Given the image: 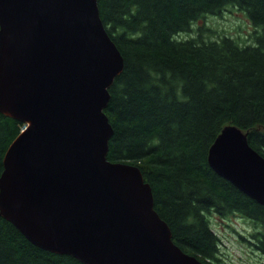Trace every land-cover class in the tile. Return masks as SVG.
<instances>
[{
  "label": "water",
  "instance_id": "95a60500",
  "mask_svg": "<svg viewBox=\"0 0 264 264\" xmlns=\"http://www.w3.org/2000/svg\"><path fill=\"white\" fill-rule=\"evenodd\" d=\"M122 69L97 0H0V112L24 124L3 157L0 214L84 264H207L173 242L140 169L107 159L104 108ZM207 162L264 206V157L247 132L225 125Z\"/></svg>",
  "mask_w": 264,
  "mask_h": 264
},
{
  "label": "trees",
  "instance_id": "16d2710c",
  "mask_svg": "<svg viewBox=\"0 0 264 264\" xmlns=\"http://www.w3.org/2000/svg\"><path fill=\"white\" fill-rule=\"evenodd\" d=\"M123 69L104 108L113 133L107 159L137 166L173 242L221 264L212 216L237 215L252 228L240 242L264 257V206L217 175L207 152L228 124L264 157V0H97ZM234 7L253 26L250 42L205 23ZM182 34H185L183 36ZM24 124L0 112L4 154ZM234 230V228H232ZM0 264H84L44 250L0 214Z\"/></svg>",
  "mask_w": 264,
  "mask_h": 264
},
{
  "label": "rangeland",
  "instance_id": "374dc122",
  "mask_svg": "<svg viewBox=\"0 0 264 264\" xmlns=\"http://www.w3.org/2000/svg\"><path fill=\"white\" fill-rule=\"evenodd\" d=\"M205 23L214 29L217 35H232L245 43L250 42L253 26L244 14L234 7L222 11L220 15L210 16ZM185 36V34H182ZM212 230L220 237L221 264H264V257L251 251L245 242H240L237 231L246 234L252 226L237 215L221 219L216 214L212 216ZM234 228V230L232 229ZM237 230V231H235Z\"/></svg>",
  "mask_w": 264,
  "mask_h": 264
}]
</instances>
